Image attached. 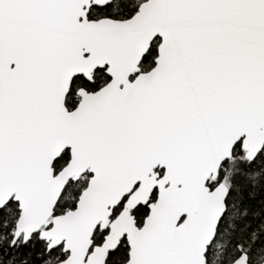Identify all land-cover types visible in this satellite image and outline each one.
I'll return each instance as SVG.
<instances>
[{
    "label": "snow or ice",
    "instance_id": "snow-or-ice-1",
    "mask_svg": "<svg viewBox=\"0 0 264 264\" xmlns=\"http://www.w3.org/2000/svg\"><path fill=\"white\" fill-rule=\"evenodd\" d=\"M0 264H264V0H0Z\"/></svg>",
    "mask_w": 264,
    "mask_h": 264
}]
</instances>
